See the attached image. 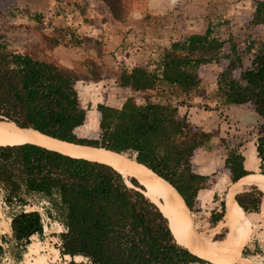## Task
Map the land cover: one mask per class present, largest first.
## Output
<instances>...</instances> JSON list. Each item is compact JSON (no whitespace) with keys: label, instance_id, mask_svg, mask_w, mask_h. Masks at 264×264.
Wrapping results in <instances>:
<instances>
[{"label":"trees","instance_id":"16d2710c","mask_svg":"<svg viewBox=\"0 0 264 264\" xmlns=\"http://www.w3.org/2000/svg\"><path fill=\"white\" fill-rule=\"evenodd\" d=\"M250 24L264 26V1L255 2ZM227 36L224 40L208 27L203 34L173 42L153 72L139 66L122 69L117 86L143 95L141 102L128 96L120 107L98 103L91 113L81 104L76 87L80 78L74 71L10 49L0 31V120L122 155L165 180L191 213H200L198 192L209 189L218 173L232 185L250 174L242 151L249 141L232 145L235 137L230 135L220 140L226 151L221 168L210 176L195 170L197 151L207 147L213 134L189 121L182 109L193 104L182 98L201 90L207 66L221 69L214 94L220 103L204 111L221 117L222 106L243 107L259 119L252 143L264 174V44L256 49L251 41L242 47L235 36ZM89 125L97 128L84 131ZM0 189L11 208L26 206L36 195L56 199L65 228L58 250L72 258L68 264H209L178 243L167 217L136 179L124 178L101 162L33 142L0 144ZM234 201L240 230L250 216L264 220V193L256 187L237 193ZM224 214L221 201L219 209L209 213V227H216ZM1 222L9 223L12 240L27 247L43 232L37 211L21 210ZM6 240L0 235V241ZM237 252L210 262L229 263ZM77 255L86 261H74Z\"/></svg>","mask_w":264,"mask_h":264},{"label":"rangeland","instance_id":"374dc122","mask_svg":"<svg viewBox=\"0 0 264 264\" xmlns=\"http://www.w3.org/2000/svg\"><path fill=\"white\" fill-rule=\"evenodd\" d=\"M0 1V31L9 48L74 71L80 78L76 87L81 104L91 113L101 102L120 107L128 96H134L137 102H141L143 95L117 86V74L122 69L131 70L137 66L150 72L157 70L164 50L173 42L181 41L188 35L203 34L208 27L224 40L232 34L242 47L251 41H255L256 49L264 44V26L257 29L250 24L255 2L264 0ZM220 72L216 65L207 66L201 74V90L182 99L201 112L205 106L213 109L220 103L214 97ZM185 110L183 108L182 112ZM203 121L210 123L206 119ZM221 123L227 124L230 131L223 138L228 135L235 137L232 145L249 141L243 153L247 171L261 174L255 146H251L259 119L243 107L222 106ZM96 128L89 125L84 131ZM223 131L225 133L226 130H221V133ZM225 153L221 146V158ZM247 188L250 187L244 190ZM227 190L221 192V201L225 202ZM4 198V191L0 189V221L21 210L39 212L45 229L30 243L44 248L46 251L42 254L50 253L51 257L52 249L57 250L55 264H68L72 260L66 259L58 250L59 236L65 228L63 212L56 199L48 200L36 195L28 198L26 206L11 208L5 204ZM210 207L212 205L204 206L200 213H192L190 220L194 231L184 229L185 232L189 235H210ZM249 218L243 229H239V239L233 248L238 252L229 263L224 264H264V220L259 216ZM9 233V224H0V235H6L8 239L0 241V264H19L27 252V245L15 242ZM226 233V228H221L211 240L222 241ZM73 260L86 261L80 255L74 256Z\"/></svg>","mask_w":264,"mask_h":264},{"label":"bare ground","instance_id":"6f19581e","mask_svg":"<svg viewBox=\"0 0 264 264\" xmlns=\"http://www.w3.org/2000/svg\"><path fill=\"white\" fill-rule=\"evenodd\" d=\"M22 142H33L66 156L101 162L113 167L124 178L136 179L144 187L145 196L155 203L170 221L172 234L178 243L193 254L209 261H216L229 255L239 239L240 228L234 196L246 187H256L264 193V174H249L242 177L227 191L224 217L221 223L211 229V234L189 235L187 232L194 231V225L188 217L182 198L168 184L142 165L104 149L70 144L32 130L20 129L8 122H0V144ZM159 202H162L163 205ZM221 228H226V237L222 241L211 240V237Z\"/></svg>","mask_w":264,"mask_h":264},{"label":"crops","instance_id":"0c3cea01","mask_svg":"<svg viewBox=\"0 0 264 264\" xmlns=\"http://www.w3.org/2000/svg\"><path fill=\"white\" fill-rule=\"evenodd\" d=\"M183 114L187 115V118L192 124L202 128V130L205 132L213 134L207 147L199 149L194 158L195 170L203 176H210L218 169H220L223 165V161L221 158L220 140L221 138H223V135L226 136L230 132L227 128V124L221 123V117L216 114L215 111L201 112L200 110L191 107L186 109ZM203 119L210 121V123H206L205 121H203ZM224 129L226 130L225 133L224 131L221 133V130ZM251 145L253 146V143ZM242 151L244 153L245 150ZM231 185L232 184H230L229 180L224 174H221V172L218 173L215 179V183L209 189L200 190L198 192L197 197L199 200H201V209H203L204 206L209 205H212V207H210L209 209V213L211 210L219 209V204L221 202V192L223 190H227ZM219 223H221V221ZM0 224H3V222L0 221ZM43 229H45V226L43 227ZM37 236L32 238V242L36 239ZM43 251L46 250H44V248H41L40 246H34V243H31L29 247H27V252L23 255V259L19 264H55L56 258L58 256V251L54 248L52 249L53 257H51L50 253L42 254ZM64 257L69 260L72 259L70 256Z\"/></svg>","mask_w":264,"mask_h":264},{"label":"water","instance_id":"95a60500","mask_svg":"<svg viewBox=\"0 0 264 264\" xmlns=\"http://www.w3.org/2000/svg\"><path fill=\"white\" fill-rule=\"evenodd\" d=\"M0 122H6V121H1L0 120ZM10 123V122H9ZM11 124H13V123H11ZM14 126H16L15 124H13ZM17 127V126H16ZM19 128V127H18ZM20 129H22V128H20ZM23 130H32V129H23ZM32 131H35V130H32ZM35 132H38V131H35ZM38 133H40V132H38ZM40 134H42V133H40ZM42 135H44V134H42ZM45 136H47V135H45ZM47 137H49V136H47ZM51 138V137H50ZM52 139H55V138H52ZM57 140V139H56ZM60 141V140H59ZM64 142V141H63ZM77 145V144H76ZM88 147V146H87ZM111 152V151H110ZM112 153H114V152H112ZM117 154V153H116ZM145 167V166H144ZM148 169V168H147ZM151 171V170H150ZM152 172V171H151ZM153 173V172H152ZM156 175V174H155ZM157 176V175H156ZM158 178H160L159 176H157ZM162 181H164L166 184H168L165 180H163L162 178H160ZM172 189H174L170 184H168ZM175 190V189H174ZM147 192V191H146ZM177 193V192H176ZM178 194V193H177ZM179 195V194H178ZM180 196V195H179ZM161 205H163V203L162 202H159ZM158 207V206H157ZM186 207V206H185ZM186 211H187V213H188V217L189 218H191V220H192V217H193V214L187 209V207H186ZM166 218V217H165ZM167 219V218H166ZM168 220V219H167ZM168 223H169V228H170V230L172 229V227H171V224H170V221L168 220ZM194 225V224H193ZM175 227H177L176 225H175Z\"/></svg>","mask_w":264,"mask_h":264}]
</instances>
